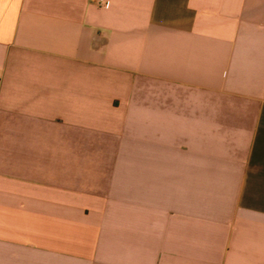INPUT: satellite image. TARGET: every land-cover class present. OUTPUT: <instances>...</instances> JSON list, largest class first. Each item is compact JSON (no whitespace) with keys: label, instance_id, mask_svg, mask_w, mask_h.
Here are the masks:
<instances>
[{"label":"crops","instance_id":"0c3cea01","mask_svg":"<svg viewBox=\"0 0 264 264\" xmlns=\"http://www.w3.org/2000/svg\"><path fill=\"white\" fill-rule=\"evenodd\" d=\"M0 264H264V0H0Z\"/></svg>","mask_w":264,"mask_h":264}]
</instances>
